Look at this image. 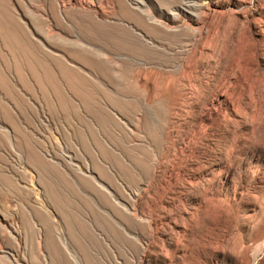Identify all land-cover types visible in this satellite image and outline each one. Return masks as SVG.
<instances>
[{"label": "rangeland", "instance_id": "1", "mask_svg": "<svg viewBox=\"0 0 264 264\" xmlns=\"http://www.w3.org/2000/svg\"><path fill=\"white\" fill-rule=\"evenodd\" d=\"M0 264H264V0H0Z\"/></svg>", "mask_w": 264, "mask_h": 264}, {"label": "bare ground", "instance_id": "2", "mask_svg": "<svg viewBox=\"0 0 264 264\" xmlns=\"http://www.w3.org/2000/svg\"><path fill=\"white\" fill-rule=\"evenodd\" d=\"M42 67H43V69L45 71V79L44 78H39V81L43 82V81H45L47 79L49 82H51L53 84V86H54V88L56 90L60 91V88H59V85H58V81L56 79V76L53 74L51 68L49 66H47V65H44V64L42 65ZM63 72H65L67 75L70 74V71L67 70V69H64Z\"/></svg>", "mask_w": 264, "mask_h": 264}]
</instances>
